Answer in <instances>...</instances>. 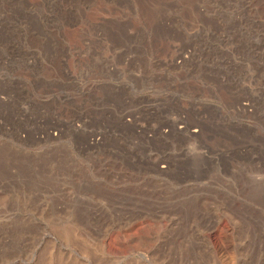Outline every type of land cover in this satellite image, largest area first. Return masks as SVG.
<instances>
[{"label": "rangeland", "instance_id": "1", "mask_svg": "<svg viewBox=\"0 0 264 264\" xmlns=\"http://www.w3.org/2000/svg\"><path fill=\"white\" fill-rule=\"evenodd\" d=\"M0 264H264V0H0Z\"/></svg>", "mask_w": 264, "mask_h": 264}, {"label": "bare ground", "instance_id": "2", "mask_svg": "<svg viewBox=\"0 0 264 264\" xmlns=\"http://www.w3.org/2000/svg\"><path fill=\"white\" fill-rule=\"evenodd\" d=\"M182 55V54H181ZM183 57V56H182ZM184 58H186V57H184ZM246 105V104H245ZM245 107V106H244ZM247 107V106H246ZM244 109H246V108H244ZM183 122L182 121H180V119L179 120H175L173 123H172V125L173 126H178L179 128H181V130L182 131H189V126H188V124H182ZM178 124H181V125H178ZM189 133V132H188ZM196 134V133H195Z\"/></svg>", "mask_w": 264, "mask_h": 264}]
</instances>
